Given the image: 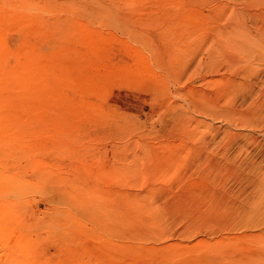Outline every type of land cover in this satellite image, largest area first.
Returning <instances> with one entry per match:
<instances>
[{
	"label": "rangeland",
	"instance_id": "rangeland-1",
	"mask_svg": "<svg viewBox=\"0 0 264 264\" xmlns=\"http://www.w3.org/2000/svg\"><path fill=\"white\" fill-rule=\"evenodd\" d=\"M0 241L264 264V0H0Z\"/></svg>",
	"mask_w": 264,
	"mask_h": 264
},
{
	"label": "bare ground",
	"instance_id": "bare-ground-1",
	"mask_svg": "<svg viewBox=\"0 0 264 264\" xmlns=\"http://www.w3.org/2000/svg\"><path fill=\"white\" fill-rule=\"evenodd\" d=\"M20 89H21V88H20ZM2 239H3V238H2ZM4 240H5V239H4ZM0 242H1V241H0ZM3 242H7V241L5 240V241H3ZM1 243H2V242H1ZM4 245H5L6 247H4ZM7 245H8V243H7ZM7 245H6V243H3L2 245H0V247L2 246V247H4V249H6V248H7ZM9 247H12V246H9ZM10 249H12V248H10ZM2 251H5V250H3V249L1 248V250H0V255L3 254ZM7 251H8V250H7ZM7 251H6V252H7ZM10 251H11V250H10ZM8 252H9V251H8ZM4 254H5V253H4ZM9 255H10V254H9ZM3 256H4V255H3ZM5 256L7 257V255H5ZM5 256H4L3 258H6ZM10 257H11V256H9V258H10ZM0 258H1V257H0ZM3 258H1V259L3 260ZM1 259H0V261H2ZM6 259L8 260V258H6ZM7 260H5V261L7 262ZM9 260H10V259H9ZM3 261H4V260H3ZM11 261H12V259H11L9 262H11ZM11 264H13V263L11 262Z\"/></svg>",
	"mask_w": 264,
	"mask_h": 264
}]
</instances>
